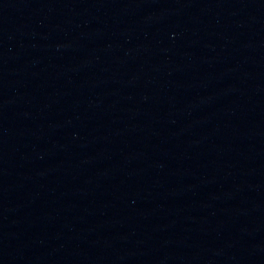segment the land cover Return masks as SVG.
<instances>
[{"label":"water","instance_id":"1","mask_svg":"<svg viewBox=\"0 0 264 264\" xmlns=\"http://www.w3.org/2000/svg\"><path fill=\"white\" fill-rule=\"evenodd\" d=\"M141 264H264V192L204 223Z\"/></svg>","mask_w":264,"mask_h":264}]
</instances>
